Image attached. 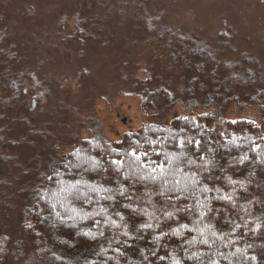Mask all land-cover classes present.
<instances>
[{"label": "rangeland", "instance_id": "374dc122", "mask_svg": "<svg viewBox=\"0 0 264 264\" xmlns=\"http://www.w3.org/2000/svg\"><path fill=\"white\" fill-rule=\"evenodd\" d=\"M208 113L264 130V0H0V264L91 258L26 229L83 138Z\"/></svg>", "mask_w": 264, "mask_h": 264}, {"label": "trees", "instance_id": "16d2710c", "mask_svg": "<svg viewBox=\"0 0 264 264\" xmlns=\"http://www.w3.org/2000/svg\"><path fill=\"white\" fill-rule=\"evenodd\" d=\"M27 217L29 234L92 255L83 264H264V130L208 113L83 138Z\"/></svg>", "mask_w": 264, "mask_h": 264}, {"label": "water", "instance_id": "95a60500", "mask_svg": "<svg viewBox=\"0 0 264 264\" xmlns=\"http://www.w3.org/2000/svg\"><path fill=\"white\" fill-rule=\"evenodd\" d=\"M35 106V104H33V107Z\"/></svg>", "mask_w": 264, "mask_h": 264}]
</instances>
